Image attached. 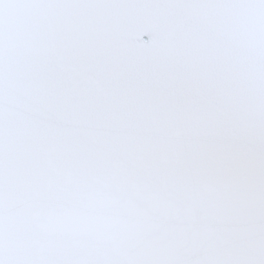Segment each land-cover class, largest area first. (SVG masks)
<instances>
[{"label":"snow or ice","instance_id":"1","mask_svg":"<svg viewBox=\"0 0 264 264\" xmlns=\"http://www.w3.org/2000/svg\"><path fill=\"white\" fill-rule=\"evenodd\" d=\"M0 264H264V0H0Z\"/></svg>","mask_w":264,"mask_h":264}]
</instances>
